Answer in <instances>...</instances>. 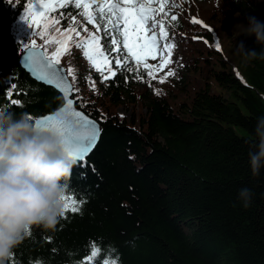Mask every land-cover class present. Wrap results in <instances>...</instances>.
I'll return each mask as SVG.
<instances>
[{"label": "trees", "instance_id": "1", "mask_svg": "<svg viewBox=\"0 0 264 264\" xmlns=\"http://www.w3.org/2000/svg\"><path fill=\"white\" fill-rule=\"evenodd\" d=\"M177 1L174 8H195L201 23L168 13L166 36L157 24L169 67L152 66L148 76L128 58L134 71L125 66L102 80L76 46L95 33L108 48L102 0H80V8L76 0H62L64 7L48 13L47 29H30L20 19L29 0L16 7L0 0V108L10 105L12 83L11 98L22 104L7 112L35 120L61 108L62 96L32 80L20 57L35 41L51 58L60 46L56 29L71 26L80 36L71 33L60 64L73 70L75 79L68 76L78 108L102 128L87 166L75 163L67 181L66 195L87 201L82 214L66 213L55 233L33 227L9 264H111L117 258V264H264V168L253 176L248 157L256 150L257 118L264 116V59L238 50L243 43L246 52L264 51L255 35L242 33L250 17L264 23V0ZM86 4L99 32L88 22ZM30 10L41 11L40 0H31ZM121 108L132 117L120 116ZM244 187L253 192L248 208L238 199Z\"/></svg>", "mask_w": 264, "mask_h": 264}, {"label": "snow or ice", "instance_id": "2", "mask_svg": "<svg viewBox=\"0 0 264 264\" xmlns=\"http://www.w3.org/2000/svg\"><path fill=\"white\" fill-rule=\"evenodd\" d=\"M5 3L11 4L13 7L21 4V0H5ZM123 4H127V7L122 6L120 3H112L101 6L100 18L107 20L104 27V36L108 41V48L101 44V37L95 33H90L89 37L81 38L76 46L83 50L84 56L92 63L95 70L101 74L102 80H108L110 77H114L117 74V70L127 66V71L132 72L134 68L130 64H126L128 58L135 61L137 67L143 64L144 71L148 76H152V66L146 61L148 58L156 59L159 49V38L154 31L157 24L160 23L154 18V9H150L145 5H138L136 0H123ZM31 0H29V8H26L20 19L28 27L36 29H47L50 26L51 18L48 13L54 11L57 7H64L65 4L62 0H40L41 11H31ZM76 8L81 7L80 0H76ZM87 13V19L89 23L95 24L97 32L100 31L101 25L96 24L95 16L90 11L91 6L84 5ZM106 9V11H104ZM176 19L175 16L172 17ZM75 20V17H73ZM152 21V23H149ZM198 22V21H194ZM59 23V21H55ZM161 36H166L163 32V24H160ZM85 32L87 28L83 29ZM59 34L56 38V42L60 45L57 51L51 58L44 56H37L35 53L36 44L35 41L32 45H24L25 49L31 47L32 52L28 55L27 59L34 66V70L39 73V79L45 80L48 84H55L56 88L64 94L63 106L56 111L55 115H48L43 119H35V125L39 132L53 134L60 139L61 148L64 153L77 163L78 161H84L80 164L81 167H86L87 162L85 157L91 151L95 145L99 129L94 120L89 119L81 111H77L73 105L74 100L69 98V93L72 90L71 84L66 80L68 75H72L73 80L75 75L73 70L69 68L65 71L60 65V56L63 51L66 50L65 46L67 42L72 39L71 33L75 32L79 37L80 33L75 28L69 26L64 32H61L59 28L56 29ZM151 33V35H149ZM43 33L33 32V35ZM116 34L122 36V41L116 39ZM63 37V39H61ZM169 45L165 44L164 48L167 49ZM126 51V56H120V53ZM116 52L117 55L111 57V53ZM113 61L116 66V70L113 68ZM124 61L125 63H122ZM169 61H162L161 67L163 68ZM107 72V75L104 73ZM174 73H168L173 75ZM163 82V81H161ZM17 90V84L12 83L11 88L7 92V97L10 100V105H21L22 102L19 99H12L13 91ZM10 105H5V108H0V111H5L10 108ZM33 119L32 116H29ZM66 192H71L69 184H67ZM87 203L86 200H77L74 195L67 194L65 196V215L63 219H68L66 213H81L82 206ZM82 214V213H81ZM32 235V231L29 236ZM46 240L51 242V237H45ZM55 251V249H53ZM99 249L93 251L92 256L88 257L91 261L92 257L96 255ZM13 254L10 261L13 260ZM118 259V258H117ZM117 259H113L111 264H117ZM14 264V262H13ZM35 264H42L40 260H36ZM99 264V262H97ZM104 264H109L107 260Z\"/></svg>", "mask_w": 264, "mask_h": 264}, {"label": "clouds", "instance_id": "3", "mask_svg": "<svg viewBox=\"0 0 264 264\" xmlns=\"http://www.w3.org/2000/svg\"><path fill=\"white\" fill-rule=\"evenodd\" d=\"M264 44V23L254 17L243 26ZM238 50L245 57L264 59V51ZM59 99V98H57ZM256 150L248 152L253 176L264 168V116L254 128ZM75 161L62 150L60 139L39 132L28 114L16 116L0 111V264H9L16 249L33 227L55 233L65 215L67 181ZM253 192L244 187L238 199L244 208L252 204Z\"/></svg>", "mask_w": 264, "mask_h": 264}, {"label": "rangeland", "instance_id": "4", "mask_svg": "<svg viewBox=\"0 0 264 264\" xmlns=\"http://www.w3.org/2000/svg\"><path fill=\"white\" fill-rule=\"evenodd\" d=\"M102 2H103V5H108L112 3H120L124 7L128 6L127 4H123V0H102ZM177 2H178L177 0H136V3L138 5H145L150 9H154L155 10L154 18L156 21H159L161 24H164L165 22H167L166 19H167L168 13L170 14V16L176 15L180 17L182 20L187 21V22L198 21L197 23H201L197 15L198 11L195 8L179 10V9L174 8L173 6V4ZM149 23H152V21H149ZM157 30H158V25L156 26L154 31L156 32ZM149 35H151V33H149ZM211 45L216 48H219L220 46L218 41H215ZM162 61H165V60L163 58L162 49H160L157 53L156 59L148 58L146 62L150 66L162 68L161 67ZM168 67L169 65L166 64V66H164L163 68L167 69ZM119 115L127 119H130L132 117V111L125 109V108H121L119 109Z\"/></svg>", "mask_w": 264, "mask_h": 264}, {"label": "water", "instance_id": "5", "mask_svg": "<svg viewBox=\"0 0 264 264\" xmlns=\"http://www.w3.org/2000/svg\"><path fill=\"white\" fill-rule=\"evenodd\" d=\"M31 52H32V49L31 48H28V49H26L25 51H24V53L21 55V57H20V66H21V68L26 72V74L32 79V80H34L35 82H37V83H39V84H42V85H44V86H46V87H49V88H53V89H55L61 96H62V100H63V103H64V94L60 91V89H58V88H56V86H55V84H48L45 80H41V79H39V73L37 72V71H35L34 70V66L32 65V63L30 62V61H28V59H27V57H28V55H30L31 54ZM35 53H36V55L39 57V56H44V57H46V55H45V52H44V50L42 49V48H35ZM59 67H61V68H63L65 71H67L66 70V68L62 65V64H60L59 65ZM66 80H67V82L69 83V84H71V86H72V90L70 91V93H69V98H72L73 100H74V105H73V107L77 110V111H81L85 116H87L81 109H79L78 108V106H77V102L75 101V99H74V97H73V85H72V83H71V80H70V78H69V76H67L66 77ZM63 106V105H62ZM61 106V107H62ZM59 110V109H58ZM57 110V111H58ZM55 113H56V111L54 112V113H52V114H48V115H55ZM48 115H46V116H48ZM46 116H42V117H39V118H37V119H43V118H45ZM89 119H91V120H94V119H92V118H90L89 116H87ZM95 121V120H94ZM96 122V125H97V127H98V129H99V135H98V139H97V141H96V143H95V145L92 147V149H91V151L87 154V156L85 157V159H87L94 151H95V149L97 148V146H98V144H99V142H100V138H101V132H102V128H101V125L97 122V121H95ZM78 162H81V161H78Z\"/></svg>", "mask_w": 264, "mask_h": 264}]
</instances>
